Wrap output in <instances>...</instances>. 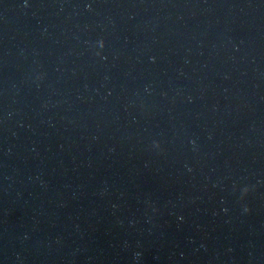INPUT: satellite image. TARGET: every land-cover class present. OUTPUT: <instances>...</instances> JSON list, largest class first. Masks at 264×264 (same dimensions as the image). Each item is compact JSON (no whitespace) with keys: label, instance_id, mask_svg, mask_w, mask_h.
<instances>
[{"label":"water","instance_id":"1","mask_svg":"<svg viewBox=\"0 0 264 264\" xmlns=\"http://www.w3.org/2000/svg\"><path fill=\"white\" fill-rule=\"evenodd\" d=\"M0 264H264V0H0Z\"/></svg>","mask_w":264,"mask_h":264},{"label":"clouds","instance_id":"2","mask_svg":"<svg viewBox=\"0 0 264 264\" xmlns=\"http://www.w3.org/2000/svg\"><path fill=\"white\" fill-rule=\"evenodd\" d=\"M245 191H246V189H245ZM245 210H247V209H245Z\"/></svg>","mask_w":264,"mask_h":264}]
</instances>
